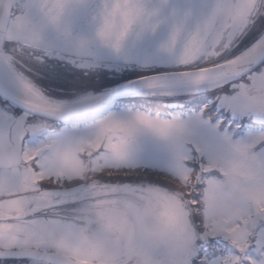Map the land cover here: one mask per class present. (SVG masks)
<instances>
[{"label":"snow or ice","instance_id":"snow-or-ice-1","mask_svg":"<svg viewBox=\"0 0 264 264\" xmlns=\"http://www.w3.org/2000/svg\"><path fill=\"white\" fill-rule=\"evenodd\" d=\"M0 264H264V0H0Z\"/></svg>","mask_w":264,"mask_h":264}]
</instances>
